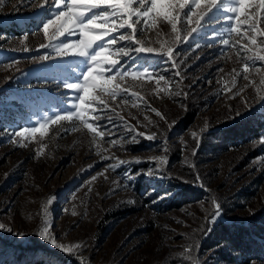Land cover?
<instances>
[{
    "label": "rangeland",
    "instance_id": "374dc122",
    "mask_svg": "<svg viewBox=\"0 0 264 264\" xmlns=\"http://www.w3.org/2000/svg\"><path fill=\"white\" fill-rule=\"evenodd\" d=\"M45 2L48 12L35 10ZM248 3L244 11L257 14L258 0ZM56 11L52 0H0V20L21 24L17 32L0 33V264H234L219 259L218 246L204 248L203 242L217 221L249 222L264 211V127L245 142H221L224 132L251 115L264 119V60L245 71L248 57L264 56V37L252 45L233 33L224 37L233 41L225 47L210 30L207 36L201 30L174 48L173 63L167 55L117 54L130 43L141 45L118 40L131 29L112 33L117 43L104 55L129 75L120 79L107 72V62L93 65L116 77L112 83L122 90L113 100L89 84V96L99 99L93 103L97 111L86 116L94 127L100 118L101 136L78 119L49 120L40 128L45 117L75 111L73 104L87 108L65 86L83 82L86 57L71 49L60 57L53 47H41L56 31L55 24L47 35L43 28ZM168 11L161 0L147 30L139 23L144 47L159 50L164 44L166 52L172 46L175 34L163 18ZM209 15L221 13L213 9ZM177 27L181 37L188 35L195 18H185L183 27L178 20ZM258 27L264 29V21ZM80 39L79 31L57 36L64 44ZM45 55L50 59L41 60ZM145 70L155 75H131ZM31 128L39 130L16 136ZM213 201L221 206L214 223ZM45 227L49 240L42 238ZM53 238L80 247L70 254L56 248Z\"/></svg>",
    "mask_w": 264,
    "mask_h": 264
},
{
    "label": "snow or ice",
    "instance_id": "6c2138e0",
    "mask_svg": "<svg viewBox=\"0 0 264 264\" xmlns=\"http://www.w3.org/2000/svg\"><path fill=\"white\" fill-rule=\"evenodd\" d=\"M52 3L56 5L57 8V11L52 13V15L55 16V19H49L44 23L43 28L47 35L49 25L55 24L56 31L49 38L50 43L48 45H41V47H53L60 57L66 56L69 49L72 50V54L86 57L87 69L82 74L83 82L67 83L65 86L69 89L76 90V97L80 102L87 103V108L81 109L73 104L72 108H75V111H72L71 109L65 110L67 112L66 115H56L54 119L51 117H45V123L41 124L40 128H47V122L49 120L51 123L55 124L60 121L78 119L83 127L88 129L89 132L97 133V128L100 126V118L97 117L95 121L97 126L94 127L93 123L88 122L86 116V113L90 110L93 112L97 111V109L93 108V103L99 99L98 96H89V84L91 83V87L98 88L99 92L111 97L113 100L121 94L122 90L118 83H112L116 77L112 75L105 76V72L98 71L93 65H100L107 62V72H117V76L120 79H124V77L129 75L128 72L120 73L117 71L119 68V61L111 59L110 56L104 55L106 49L117 43L116 38L111 34L117 33L121 29H131L132 31L131 34L119 35V41H135V44L141 46L133 47L130 43L129 50L118 48L117 54H122L124 57H130L134 51L135 54H156L160 57L167 55L168 59L166 62L172 61L173 63V57L175 55L174 48L178 47L181 42H187L191 39L192 35L201 30H205L204 34L206 36L208 30H210L213 34L212 39L214 41L218 40L225 47L231 45L233 41L230 38L225 39L224 37L226 35L231 37L233 33L240 36L241 39H247L252 45L258 43L257 37H264V29L258 27V22L264 21V17L259 15L261 11H264V0H258V8L256 9L257 14H251L244 11L250 6L248 0H167L169 11L163 14V18L171 25L172 33L175 34V37L169 42L172 46L167 47L166 52L164 44H161V47L158 50L152 47H144L143 44L145 42L138 39V36L140 35L139 23L142 22L145 25V30H147L148 18L153 11L158 9L161 0H52ZM149 4L151 6H149ZM134 5H140V7H135ZM61 6L66 8V11H59ZM213 9H217L221 15L210 16L209 14ZM35 10L48 12V5L46 2L41 3ZM185 18H187L189 22L195 18L196 27L191 29V33L181 37L177 27V21L179 20L181 27H183ZM118 20L120 21L119 23H117ZM57 21H60V23L57 24ZM97 21H99V23H97ZM217 27H220V31L216 30ZM74 31H79L80 33L81 39L78 42L64 44L62 41H57V36L71 35ZM105 37H107V40H105ZM260 43L264 44V41H260ZM242 47L245 52L251 50L247 45H242ZM40 59L48 60L50 57L45 55ZM256 59L264 60V56L248 57L245 63V71L250 66V63H255ZM94 72L97 74L94 75ZM131 75L133 77L139 75L153 76L155 73H148L147 70H145L144 73L133 71ZM177 75H179V73H177ZM160 79L163 80L164 77L161 76ZM245 79H248V77L245 76ZM96 80H100L101 83L97 85L94 83ZM261 84H264V76L261 77ZM81 90L83 94H81ZM100 104H104V101L100 100ZM153 111L156 110L153 109ZM156 114L158 116L161 115L159 112H156ZM240 114L241 113H237V115ZM38 130L39 129L37 128L22 129L21 132L16 133V136L20 137L22 132L30 131L35 133ZM41 134L43 135V133ZM97 134L101 136L104 135L102 132ZM140 135L143 136L144 133H140ZM193 135H195V133H193ZM147 138L153 139L154 136H149ZM133 142H135V138H133ZM112 143L115 146L119 141H113ZM260 143L264 144V137L260 138ZM120 163L123 164L126 162L121 161ZM152 174L154 173L150 171L149 175ZM128 179L131 180L133 177L129 176ZM115 190L118 189H114V191ZM51 203L52 201L49 200V204ZM213 203L215 204L216 212L211 218L212 223H214L221 215L220 204L216 201H213ZM0 227L3 226L0 225ZM41 231L42 238L49 240V229L45 227ZM20 235L23 234L21 233ZM50 242L56 248L70 254L80 247L78 244L72 245L71 247L61 245L56 243L54 238L51 239ZM186 251L190 253L191 249L189 248Z\"/></svg>",
    "mask_w": 264,
    "mask_h": 264
},
{
    "label": "trees",
    "instance_id": "16d2710c",
    "mask_svg": "<svg viewBox=\"0 0 264 264\" xmlns=\"http://www.w3.org/2000/svg\"><path fill=\"white\" fill-rule=\"evenodd\" d=\"M19 25L20 21L0 20V33L17 32ZM247 120L238 124L234 130L224 132L221 142L231 144L258 137L262 133L264 119L255 114ZM211 245L218 246L217 256L229 263L246 264L250 260H264V211H259L249 222L217 221L203 242L204 248H210Z\"/></svg>",
    "mask_w": 264,
    "mask_h": 264
}]
</instances>
